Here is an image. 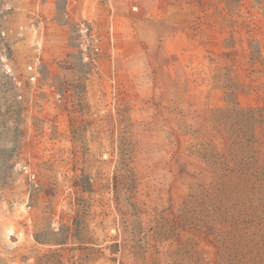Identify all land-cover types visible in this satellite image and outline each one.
Wrapping results in <instances>:
<instances>
[{
    "label": "rangeland",
    "instance_id": "rangeland-1",
    "mask_svg": "<svg viewBox=\"0 0 264 264\" xmlns=\"http://www.w3.org/2000/svg\"><path fill=\"white\" fill-rule=\"evenodd\" d=\"M249 108L264 0H0V264H264L262 239L217 236L197 201L204 149ZM253 137L264 164V123Z\"/></svg>",
    "mask_w": 264,
    "mask_h": 264
},
{
    "label": "trees",
    "instance_id": "trees-1",
    "mask_svg": "<svg viewBox=\"0 0 264 264\" xmlns=\"http://www.w3.org/2000/svg\"><path fill=\"white\" fill-rule=\"evenodd\" d=\"M229 113L226 149L221 153L212 146L203 151L212 180L207 188L199 190L197 201L211 229H218L214 232L217 236L239 243L246 239L264 241V164L251 154L254 128L264 123V108Z\"/></svg>",
    "mask_w": 264,
    "mask_h": 264
},
{
    "label": "built area",
    "instance_id": "built-area-1",
    "mask_svg": "<svg viewBox=\"0 0 264 264\" xmlns=\"http://www.w3.org/2000/svg\"><path fill=\"white\" fill-rule=\"evenodd\" d=\"M79 46L83 52V56L87 58V52L90 48L91 43L93 42L94 35L92 33V25L89 22H81L79 27ZM96 51L98 49L96 48ZM39 61L40 58L36 57L34 61H32L26 68V80L31 85H38L42 79V73L39 70ZM1 66L4 74L18 87L22 85L21 79L18 77L14 67L12 66L11 62L9 61L8 57L4 55L1 58ZM60 98V94L58 95ZM22 170L28 175L30 180L35 179V174L31 171L29 166L23 165Z\"/></svg>",
    "mask_w": 264,
    "mask_h": 264
}]
</instances>
